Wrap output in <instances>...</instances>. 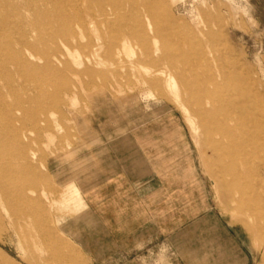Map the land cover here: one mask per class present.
Segmentation results:
<instances>
[{
  "label": "rangeland",
  "instance_id": "obj_1",
  "mask_svg": "<svg viewBox=\"0 0 264 264\" xmlns=\"http://www.w3.org/2000/svg\"><path fill=\"white\" fill-rule=\"evenodd\" d=\"M52 1L46 0L44 5L49 12L46 19L27 10L28 0H12L9 8L0 7V17L8 20L0 26V75L11 85L10 90H5L6 100L20 104L26 111L25 141L30 142L27 157L38 172L37 177L33 170L26 174L29 187L44 202L54 238L62 242L63 250L66 244L72 252L58 259L43 245L41 237L34 239L30 247L17 236L7 237L4 231L1 254L14 264H123V258L129 264H177L182 259L207 264H264V169L252 179L255 205L248 208L233 202L208 169L207 137L192 112L190 95L180 87L158 89L146 83L149 72L156 67L148 62H144V67L137 65L141 49L134 41L110 60L101 41L90 44L95 38L94 29L86 23L72 22L66 27L76 38L57 37ZM159 1L158 11L163 16L168 12L173 15L164 22L173 24L178 32L184 31L180 33L186 35L185 45L197 41L202 45L198 60L201 71L210 72V78L217 77L222 83L219 92L208 79L201 80L220 98L217 102L212 97L205 99L208 108L217 104L218 114L229 116L230 124L235 126L239 119L236 104L245 107V101L252 100L264 107V0ZM73 3L74 0L65 3L69 13L74 12ZM79 12L88 18L87 10L82 8ZM155 46L161 47L162 42L157 41ZM248 84L251 87H246ZM0 86H5L2 79ZM166 111L181 117L189 132L199 169L212 196L215 217L221 222L220 233L211 235L212 230L206 227L203 236L189 237L187 251L158 241L129 257L114 254L106 260L104 253L91 244L92 231L99 230L86 211L82 190L76 183L77 173L84 167L85 154L102 142L108 131L125 130V126L140 118ZM258 154L264 158V150ZM258 162L256 159L253 168L259 167ZM196 240V244L191 243Z\"/></svg>",
  "mask_w": 264,
  "mask_h": 264
},
{
  "label": "bare ground",
  "instance_id": "obj_2",
  "mask_svg": "<svg viewBox=\"0 0 264 264\" xmlns=\"http://www.w3.org/2000/svg\"><path fill=\"white\" fill-rule=\"evenodd\" d=\"M66 1H52L56 36L63 40H68L69 37L76 38V34L68 31L66 27L72 22L86 23L94 29L95 38L90 41V44L94 45L101 41L110 60H114L121 48L131 41L140 45L141 53L137 57V65L144 67L142 66L144 62H148L156 67L153 71L149 70L146 83L158 89L164 86L180 87L184 93L190 95L188 101L192 106V112L201 122L207 137L206 142L209 147L207 164L214 180L216 179L218 186L233 202L244 207H253L256 203V194L252 179L259 175L261 169H264V158L258 156L260 154L258 151L264 150V107L260 108V105H255L252 100L245 101V107L236 104L234 108L239 119L235 126L230 124L229 116L218 114L217 104L214 103L212 108H208L209 103L205 99L210 100L212 97L217 102L220 98L215 97V92H211L207 85L203 86L201 80L208 79L207 82H212L215 91L222 89V83L217 77H209V69H207L208 73L201 71L198 60L202 45L197 44V40V45L194 43L185 45L186 35L182 34L184 31L178 29L182 32L180 33L172 27L173 24L166 25L164 20L168 21L167 19L173 15L170 16L168 12L163 16L158 11L159 0H74L73 13L67 11ZM28 2L27 10L36 17L43 19L49 17V12L44 6L46 0H38L36 3L28 0ZM10 6H12V0H0L1 8ZM82 8L87 10L88 18L80 16L79 10ZM7 22V18L0 17V26H5ZM20 22L24 24V19L21 18ZM27 24L33 25L28 22ZM157 41L162 42L161 47L155 46ZM159 50L161 52L156 56L155 53ZM223 65L226 66L224 63ZM225 76L228 77V75ZM0 79L5 84L0 86V241H3L5 231L7 237L17 236L23 245L28 244L32 247V241L39 236L43 240V245L51 249L56 258L67 257L72 252V248L65 244L63 250L60 247L62 242L54 238L55 234L49 228L51 218L46 214L44 202L40 196L33 195L35 190L29 187V181L26 178L29 170H33L34 175L38 176L37 169L27 157L30 142L25 141L27 139V119L24 116L26 111L20 104H12L6 100L5 90H10L11 85L2 74ZM231 86L233 88V84ZM32 117L34 121H37L35 116ZM194 131L197 136L198 133ZM256 159H259L257 169L253 168ZM0 264L14 263L0 252Z\"/></svg>",
  "mask_w": 264,
  "mask_h": 264
},
{
  "label": "crops",
  "instance_id": "obj_3",
  "mask_svg": "<svg viewBox=\"0 0 264 264\" xmlns=\"http://www.w3.org/2000/svg\"><path fill=\"white\" fill-rule=\"evenodd\" d=\"M76 183L99 230L92 231L91 244L106 260L129 257L158 241L187 251L189 237L203 236L206 227L211 235L220 233L189 132L171 111L108 131L85 154ZM129 262L123 258V264Z\"/></svg>",
  "mask_w": 264,
  "mask_h": 264
}]
</instances>
